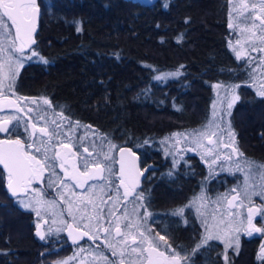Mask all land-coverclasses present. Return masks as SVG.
<instances>
[{
	"label": "trees",
	"instance_id": "16d2710c",
	"mask_svg": "<svg viewBox=\"0 0 264 264\" xmlns=\"http://www.w3.org/2000/svg\"><path fill=\"white\" fill-rule=\"evenodd\" d=\"M226 2L157 0L144 7L130 0H45L31 45L37 60L20 68L14 90L49 100L52 111L62 112L71 124L90 125L87 131L106 136L115 149L130 148L142 166L152 164L144 184L152 182L153 195L171 220L167 208L174 201L184 204L203 186L214 196L236 181V174L226 172L211 177L196 155L176 159L162 144L173 133L208 121L214 84L238 86L230 115L236 147L264 164V97L245 83L247 63L230 47ZM177 71L179 75H166ZM9 136L25 134L16 130ZM9 199L0 169V264H56L69 255L63 236L39 239L32 213ZM175 219L165 227L173 254L189 264H224L218 242L193 251L202 236L193 215ZM261 244L260 234L241 236L227 261L264 264L256 256Z\"/></svg>",
	"mask_w": 264,
	"mask_h": 264
},
{
	"label": "snow or ice",
	"instance_id": "6c2138e0",
	"mask_svg": "<svg viewBox=\"0 0 264 264\" xmlns=\"http://www.w3.org/2000/svg\"><path fill=\"white\" fill-rule=\"evenodd\" d=\"M235 7V5H234ZM243 7L247 9L249 7L248 4H244ZM252 9H259L260 15L255 17V20H259V25L255 23L253 20L252 26L254 28H259L262 33L259 36V39L264 42V0H259L258 4H252ZM40 8L37 4V0H0V110L4 107L14 106L17 112H23L24 107L27 106L28 98L25 97H17L16 100H12L7 95V92L13 88L16 77L19 72V68L23 66V59H30L31 57L24 56L25 50L28 49L31 51V45L35 44L36 41L33 37V33L36 31L35 21L39 15ZM231 15V14H230ZM249 16L244 17V21L246 22ZM3 17H7L9 21H11V27L15 29L14 35L12 34L10 27L5 21ZM229 27H233L230 23ZM80 29L77 28V31ZM253 35H257L255 32ZM240 43L239 40L236 42ZM230 47L232 45L230 44ZM264 51V48L257 49L253 47V51ZM233 51L236 52L237 59H241L242 55H246V53H242L241 51H237L233 47ZM37 55L36 52L32 51V56ZM46 62V61H45ZM183 67V66H181ZM179 71L176 73H170L166 75L176 76L179 75ZM163 76H157L156 79H163ZM220 85H213V88H218ZM238 87V86H233ZM13 95L15 93L13 92ZM258 95L264 96V90L259 91ZM238 99V97H235ZM43 104L48 105L49 108H52L51 102L47 99L42 98ZM32 104H36V108L28 107L27 112L30 114H34L40 120L45 121V126L37 127V123L33 121V117L29 116V122L25 123V131H28V127L31 126L33 129L32 136L34 137L33 143L25 145L20 139H8V140H0V165L3 166V169L6 173V181L7 188L11 192L13 196H16L20 192H27L31 187V183L34 177L43 176L44 170L46 168L53 167V163L49 156L47 155L50 146V142L53 138L59 139L61 136L67 137V143L63 141L62 146L65 148H69V144L72 143L73 137L76 136L77 129L80 127L91 128L90 125H81L80 122H75V124H71L70 118L63 115V113H59L61 117V121L57 122L56 119L51 120V124L54 127H49L47 122L48 113L46 110L40 108V101L31 100ZM231 103L229 104V108L231 107ZM216 105L213 103V117L216 116L215 111ZM19 116H12L6 120H0V132H9L12 128L15 127L13 125V121L17 123L20 122ZM64 121H69V127L67 130L64 129ZM12 125V128H10ZM219 125L216 123L215 119L209 120L207 124L203 125L200 129H194L190 132L185 133H173L174 137H183L185 141H190L191 144L195 145L196 148H205L203 141L205 139L208 140L209 145H214L217 143V140L214 137L217 136V132L214 131V128H218ZM222 131V129H221ZM37 132L41 133L40 137H37ZM47 136L48 140L45 141L42 137ZM87 136H81L80 142L83 145V142ZM229 136L233 138V145L235 144L234 134L229 132ZM93 139L91 150L88 147H84V152L87 153V157L83 156L79 152V148L76 149L75 152H71V148H69V152L74 155L78 162L82 161L84 166V171L79 172L78 175L84 177L83 181L77 178L76 175L69 176V179H72L75 183L76 187H84V185L89 184V181H108V186H111L112 181L110 177L113 175V156L112 149L116 146L111 144L110 141L107 140L106 136H99L93 130ZM96 139L100 141L99 145L96 143ZM37 141H39L40 146L37 145ZM180 141L177 140V143ZM75 147V145H72ZM35 147V152L40 153L42 150L44 152L43 159L38 158L36 155H33L26 151V148ZM105 147L107 151H105ZM225 147H229V145H225ZM190 151L194 150L193 148L189 149ZM123 154L127 149H120ZM207 154H212L214 152V148L208 147L206 149ZM131 155V153L129 152ZM232 154H235L237 159L233 161L235 165V171L241 172L244 174L243 186L239 188H233L232 192L236 193V195L231 196L229 199L226 195L219 197L216 201L217 204H221L224 200L227 201V209L234 208H243L248 207L247 214V233L251 235L253 232L264 233V226L256 227L253 223L255 217H264V205L259 207H251L248 205L252 204V197L259 196L262 200H264V164L258 163L256 161L250 160L244 157V154L239 151L238 147H232ZM61 153L59 151L56 152V157L59 158ZM102 157V159H101ZM91 158V159H89ZM203 158V157H202ZM220 157L217 156V159ZM229 160H232V155L229 154L227 157ZM216 161L213 160L212 163ZM120 163V171H119V184L116 185L117 189V198L113 203H130L129 197H134L135 200H142V196L135 195L137 185L139 183V178L143 175L139 169L133 170L132 167H126L124 157L121 155ZM175 163V161H174ZM61 168H64V164L62 163ZM66 176L68 175L67 171L65 172ZM63 184V181L61 182ZM64 187H67V184H63ZM98 187L97 184H90L87 191L91 192L93 189ZM100 191H104V185H100ZM119 188H123V197L121 198L119 195ZM75 195V193H73ZM196 200L207 201V198L204 196L196 197L192 202L195 204ZM245 200L248 204H245ZM108 201H112V197L109 194L107 200H101V204L107 205ZM39 204L47 203L49 207H55V202H47L42 200H37ZM74 202L69 201L68 212L69 215L73 217V220L76 221V227H73L72 224H68L67 228L69 230V236L71 237L73 232L79 231V225L83 223L85 217L82 216L79 220L73 215L72 212V204ZM92 205V214L87 215V223H83L85 229L88 231L81 232V236H88L89 239H99L97 234L98 231H103L106 237L111 236L112 231V220L108 219V216L111 215L116 217L115 224V233L116 236H124L125 238L122 241H119L123 245L119 255L121 257V264H124V256L126 251L130 248L131 253H137L136 259L142 262H146V264H181V261L185 259L179 253H174L172 255H168L166 251L160 250V245L156 243L155 239L151 237L150 230H148V234L145 231H140V237L142 239L139 240L137 244V238L132 236V245H129L127 242L128 233L122 231V227L120 224L121 216L124 220L129 221L124 224L123 227L127 229L137 228L139 229L140 225L132 222L131 218L133 216H137L138 208L143 207L142 204L134 205L131 212L124 209L122 213H120V209H111L106 207H99L94 203L93 199H89L88 201L81 200V205L87 208V205ZM28 207V205H24ZM191 206V205H189ZM80 208H77L79 211ZM184 212V208H178L174 210L173 215H182ZM198 215L203 216L202 226L205 231L201 236V241L196 245V248L193 249L195 252L203 245L207 244L208 241L213 239H226L228 242L225 243V249L232 246L231 240L235 239V242L238 247V236L232 237V232H239V228L232 227V220H229V217L239 216L240 213H234L233 211H226V215L222 214L219 219H217L216 215L213 214L211 217V222L208 216L204 215V213L200 212L199 208L197 209ZM120 213V215H118ZM40 211L37 210V216H40ZM145 214L147 213L145 209ZM103 221V223H101ZM244 217L241 216L240 223L243 224ZM61 223H65L61 220ZM37 227V235L40 236L41 239H44V234L39 230L40 224L36 225ZM59 231V229H58ZM221 231L224 232V237H221ZM160 240L164 241L166 248H170L167 244V240L165 236L161 235ZM107 247L111 248L112 255L116 256L117 252L115 250V245L105 241ZM147 245L144 247L143 245ZM147 253V255H145ZM258 257L264 259V244L261 245L260 251L258 253ZM100 259L105 261V264H114V262L109 261L106 256L100 254ZM227 255L225 254V262L227 264ZM58 264H67L66 261L58 262Z\"/></svg>",
	"mask_w": 264,
	"mask_h": 264
},
{
	"label": "rangeland",
	"instance_id": "374dc122",
	"mask_svg": "<svg viewBox=\"0 0 264 264\" xmlns=\"http://www.w3.org/2000/svg\"><path fill=\"white\" fill-rule=\"evenodd\" d=\"M226 1H227L226 5H227V16H228V23L227 24H228L229 32L233 38L230 41V44L232 45L231 49L233 50V47H234L237 51H241L242 53H246V55H242V57H241V59H244V61L247 63L246 66H247V72H248L247 74L248 75H247V79H246L245 83L247 85L251 86L252 89L255 91V93L258 95L259 91L264 90V51H259V50L253 51V47H255L257 49L264 48V42H262L259 39V36L262 34L260 32V29L254 28L252 26L253 20H255V17L260 15L259 9L257 8L255 10H253L251 5L252 4H258L259 0H226ZM244 4H248L249 7L247 9H245L243 7ZM234 5H235V7H234ZM249 14H251L250 18L245 22L244 17L249 16ZM3 20L5 21V23H7L9 25V21L7 20L6 17H3ZM230 23L233 25V27H231V28L229 27ZM255 23L257 25H259L260 22H259V20H255ZM9 27H10V25H9ZM254 32L257 35L254 36L253 35ZM12 34L14 35V32H12ZM237 40L240 41L239 44L236 43ZM32 51H34V50L25 51L24 56L31 57V58L30 59H23V65L27 61L37 60V55L32 56ZM235 56H236V52H235ZM20 68H19V70H20ZM214 85H220V87L215 88L214 99L211 103V113H210V117H209L208 121L215 119L216 123L219 125L218 128L213 129L214 131L217 132V136L214 137V139L217 140V143L214 145H209L208 140L205 139L203 141L205 148H196L195 145L191 144L190 141H185L183 139V137H174L173 135H171V136L163 139L162 144H163L165 149L166 148L169 149L174 154L176 159L180 158L185 153L196 155L199 158V160L204 164V166L207 170V174L211 177H213L214 174L218 173V172H226L227 174L231 175V177H234L236 174L237 177L235 179L236 180L235 183L232 186L228 187V189L225 190V192H223L222 194H219V195L217 194L215 196L210 197L209 195H205L204 192L202 191L190 200V202L188 203V206L191 205L190 207L194 208V211L196 212L199 220L201 221V224H202L203 216L198 215V212H197L198 208H199L200 212H202V213H204V215L208 216L210 222H211V217L213 214H215L217 219H219L222 214L226 215V211H228V210L233 211L234 213H240L239 216H236L234 218H232V217L228 218L229 220L233 221V223H232L233 228H239L240 229L239 232H232V237L238 236V243H239V239L241 236L251 237V236L255 235L254 232L251 235H248V233L246 231V229H247L246 217L248 214V207L246 206L243 208L227 209V201L226 200H224L221 204L216 203V201L219 197L226 195L230 199L231 196L236 195V193L232 192V189L242 187L243 181H244V174L241 172H236L235 171V165L233 163V161H235L237 159L235 154H232V147L233 146L236 147V137L234 136L235 144L233 145V138L231 136H229V132L233 133V131L231 129V125H230L231 110H232L233 105L237 101V99H235V97H237V93H236L237 87H233V86H237V85L228 84V83L214 84ZM13 92L15 93V95H13ZM7 95L12 100H16L17 97L28 98L29 102L27 103V106L24 107L23 112H17L14 106L4 107L2 110H0V120L9 119L12 116H19L21 118L19 123H17L16 121H13V125H15V127L12 128V125H10V128H12V130L9 132H6V133L11 134L12 132H15L16 130L24 132L25 137L27 138L25 145L33 143V140H34V137L31 134L33 131L31 126L28 127L27 132L25 131V123L29 122V116L33 117V121L37 123L38 128L45 126L44 120H40L34 114H30L27 112L28 107H32V108L37 107L36 104H32L30 102L31 100L35 99V100L40 101V108L47 111V113H48L47 122H48V126L50 128L54 127V125L51 124L52 119H56L57 122L61 121V117H60L58 112H53L52 108H49L48 105L43 104L42 97H32V96L19 95L18 93L15 92L14 85H13V88L7 92ZM258 96H261V95H258ZM261 97H264V96H261ZM214 102L216 105V108H215L216 116H215V118L213 117V111H214L213 103ZM230 103L232 106L229 108ZM208 121L205 124H207ZM68 127H69V125L65 124V122H64V129L67 130ZM200 128H202V127H200ZM200 128H198V129H200ZM221 129H222V131H221ZM190 131H192V130H190ZM190 131H184L181 133L190 132ZM85 133H87V136H86V138L83 142V145H82L79 138L81 136H85ZM41 135H42L41 133L37 132V137H40ZM42 138L45 141L48 140L47 136H43ZM16 139H19V138H16ZM93 139H95V138L93 137L92 132L87 131V129L84 127H80L77 129L76 136L73 137L72 143L69 144V146L76 144L77 148H79V152L83 156L87 157V153L84 152V147L86 146L89 148V150H91V145H92ZM177 140H179L180 142L177 143ZM62 141L64 143H67L68 142L67 137L61 136L59 139L53 138L52 141L50 142V146H49L50 150L48 151L47 155L51 159L54 166L50 167V168H46L44 170V172L48 173V177H49L48 180L50 181V183L55 182V185L57 187L55 186L54 188H49V189L41 188V186L39 185L40 184L39 182L41 181L42 176H36L33 178L32 185L29 188V190L26 192V194L24 196L20 197L16 201L22 210H25V211L32 213L34 226L38 222L45 223V226H44V233H45L44 237L45 238H47V237L49 238V237H53V236H61L62 232L64 231V223H61V220L64 221V195H66L67 200H71V202H74L72 204V211H73V215H75L77 220H79L82 216L85 217L83 223H87V215L92 214V205L88 204L87 208H85L81 205V200L88 201L89 199H93L94 203H96V204L100 203L99 204L100 207L111 208L113 210L120 209V213H122L125 208H127V210L129 212H131L133 208L130 209L129 206L139 205V202H137L134 205H130V204L124 205V203H113V201L116 200L117 195H118L116 185L119 184V175L117 174L116 169H115V165H114L115 164V155L117 152V149H115V148L112 149V153H111L113 156V162H112L113 175L110 177V179L112 181L111 186H108V181L104 180V181H100V182H95V184H97L98 187L96 189H93L91 192L87 191L90 184H87V186L82 191L81 190L76 191L75 184H70L69 180L63 181L61 179V176L64 177L66 175L65 172L67 171V169L65 167L63 169L61 168V166H60L61 162L56 157V152L62 146V143H61ZM96 143L99 145L100 141L98 139H96ZM225 145H229V147H225ZM36 146H40L39 141H37ZM208 147L214 148V152L212 154H207L206 149ZM190 148H193L194 150L190 151L189 150ZM104 150L107 151V148L105 147ZM26 151H28L29 153H31L33 155H36L40 159H43V157H44L43 150L40 153H36L35 147L26 148ZM75 151L76 150H74V152ZM229 154L232 155V160H229L227 158ZM217 156H219L220 158L217 159ZM89 159H91V158H89ZM101 159H102V157H101ZM213 160H215L216 162L212 163ZM76 165H77V169L80 172L84 171L83 162L82 161L78 162L77 158H76ZM60 170H61V172H64L63 175L59 172ZM75 170H76V167L73 169V171H75ZM44 175H45V173H44ZM64 178H66V177H64ZM62 181H63V184H67L68 186L64 187L63 184L61 183ZM34 184H38V186L34 185ZM91 184H93V183H91ZM100 185L105 186L103 192L100 191V187H99ZM48 190L51 191L50 192L51 194L49 193ZM120 190L121 189L119 188V195H120V197H122L121 196L122 193L120 192ZM109 192H111L110 195L112 197V201H108L107 205L101 204V200H107L108 199L106 197H108ZM73 193H75V195ZM200 196L206 197L207 201L205 202V201L196 200L195 204H193L192 202L194 201V199L196 197H200ZM37 200H42V201H47V202H53L54 201L55 207H49V205L47 203L39 204V203H37ZM76 201L80 202V204L78 205V207L80 208L79 211H76L77 208H75ZM245 204L246 205L248 204V202L246 200H245ZM254 204L255 205L259 204V206L264 205V200H262L259 196H253L252 197V204L248 205V206H252ZM24 205H28V207H25ZM73 208H74V210H73ZM139 209H140V207L138 208L137 218H135V216H133L131 218L133 223L140 225L139 229H137L135 227L132 229L124 228L123 225L128 223L129 221L124 220L122 216L120 219L122 231L125 233H128V236H127V242L128 243L130 242V240H132V236L134 235L137 238V244H138L139 240L142 239V237H140V231H143V229H145V228L147 229V226L145 227L142 225V222L140 221L141 218H138ZM37 210L40 211V213H41L40 216H37ZM76 212H78L77 216H76ZM120 213H118V215H120ZM241 216L244 217L243 224L240 223ZM141 217L143 218V216H141ZM258 218L260 220V225L257 227L264 226V217H258ZM110 220L113 221L112 229H115L116 217H112ZM83 223H81V224L83 225ZM101 223H103V221H101ZM58 229H59V231H58ZM203 229H204V227H203ZM204 231H205V229H204ZM204 231H203V233H204ZM114 235H116V234H114ZM220 235H221V237H224V232L221 231ZM260 236L262 239V244H264V233H261ZM124 238H125L124 236H121V237L116 236V239L113 242V244L115 245V250L117 252L116 256L112 255L113 250L109 247H108V249L111 251L110 254L102 253L103 256H106L108 258V260L114 262V264H121V257L119 255V253H120L121 249L123 248V245L121 243H119V241H122ZM209 242H218L222 245V247H223L222 257H224V258H225V254L228 253V251H232V254H234L238 249L237 244L235 242V239L231 240L232 246L227 248V249H225V243L228 242L226 239H223V238L222 239H213V240L208 241V243ZM261 245L258 249V253L260 251ZM143 246L146 247V244ZM59 247L61 248V246H59ZM167 253H168V255H172L171 252H167ZM100 254L101 253H97L94 251H83L81 249H76L68 258H63L62 260H60L58 262L66 261L67 264H105V261L100 259ZM136 256H137V253H131V250L129 248L126 251L125 256L123 258L124 264H146V262H142L140 260H137ZM58 262L56 264H58Z\"/></svg>",
	"mask_w": 264,
	"mask_h": 264
},
{
	"label": "flooded vegetation",
	"instance_id": "af4514ba",
	"mask_svg": "<svg viewBox=\"0 0 264 264\" xmlns=\"http://www.w3.org/2000/svg\"><path fill=\"white\" fill-rule=\"evenodd\" d=\"M43 1H45V0H37V4H38V6H39V8H40V11H39V22H38V28H37V30L34 32V35H33V37H34V39L36 40V35L38 34V32H39V30H40V27H41V19H42V8H43ZM7 18V17H6ZM8 20V19H7ZM9 21V20H8ZM9 25H10V29H11V32H14L15 33V29L14 28H12L11 27V21H9ZM25 51H28V50H25ZM10 134L9 133H6V132H0V139H13V140H15L16 138H19L23 143H26V141H27V138L24 136V138H22V137H19V136H9ZM30 138V137H29ZM31 139V138H30ZM62 147V146H61ZM61 147L58 149V151L61 149ZM71 148H72V152H74V150H76L74 147H72V146H70ZM70 156L73 158V161H72V165L70 164H67V163H64V162H62L59 158V160H60V162H61V164L63 163L64 164V167L67 169V173H68V175L66 176H64V177H66V178H64V177H62L61 176V179L64 181V180H69V183L70 184H75L74 183V181L72 180V179H69V176H71V175H76L77 176V178L78 179H80L81 181H83V179H84V177H82V176H79L78 175V173L80 172L78 169H77V165H76V157L74 156V155H72V154H70ZM116 159H117V157H116V155H115V169H116V172H117V174H118V170H117V166H116ZM76 167V170L75 171H73V169ZM152 168H154V166L152 165V164H148V165H146V166H143L142 168H141V171L142 172H144L145 173V176H144V178L139 182V185L137 186V189H136V193L134 194V196L135 195H140V196H142V200H135L134 199V197H129L128 199H129V201H132V202H130V203H127V204H130V205H134V204H136L137 202H139V205L140 204H142L143 205V207H140V209H139V216H138V218H141V222H142V225L143 226H147V229L145 228V229H143V231H145L146 232V234H148V230H150V235H151V237H153L154 239H155V241H156V243L157 244H159L160 245V250L161 251H166V253L167 252H173V249L171 248V246H170V248H166V246L164 245V241H161L160 240V236L161 235H163V236H166L165 235V227H166V225L167 226H170V224H171V222L173 221L174 222V220L176 221V219L175 218H177L178 220H180V221H183V220H186V218H187V216L188 215H193L194 217H195V219L200 223V226H201V228H202V234H203V231H204V229H203V226H202V224H201V221L199 220V218H198V216H197V214H196V212L194 211V208H192V207H190V206H188V203L190 202V200L194 197H192V198H190L188 201H186L184 204H180L179 203V201L178 202H176V201H174V203L172 204V205H170L168 208H167V215L169 216V217H171V218H173V219H171V220H168V219H166V217H165V207L163 206V203H161V204H158V198H156L155 197V195H153V191L151 190V185H152V182H145V184H144V179L147 177V175H148V172H149V170H151ZM0 169H1V171L3 172V174H4V188H5V185H6V183H7V181H6V174L4 173V171H3V169L0 167ZM62 175L64 174V172H61V170L59 171ZM44 173H45V175H44ZM43 173V175L44 176H42L41 177V181L39 182L40 184V186H41V188H46V189H49V188H54L56 185H55V182H52V183H50V181L48 180L49 179V177H48V173H46V172H44ZM70 173V174H69ZM119 175V174H118ZM95 182H100V180H97V181H89V184H91V183H95ZM143 184H144V186H143ZM31 185H32V183H31ZM34 185H37L38 186V184H34ZM141 185H142V191H141ZM87 186V184L86 185H84V187H76L75 189H76V191H82L85 187ZM57 187V186H56ZM121 190H120V192L122 193V197H123V192H124V189L123 188H120ZM206 189H207V187L206 186H203V188H201V190L197 193V194H195V196L196 195H198L200 192H204V194L205 195H208V193H207V191H206ZM227 189H228V187H227ZM226 189V190H227ZM5 190H6V188H5ZM49 191V190H48ZM140 191H141V193H140ZM6 192H7V190H6ZM51 191H49V193H50ZM223 192H225V190L224 191H220V192H218L217 194L219 195V194H222ZM26 194V192H24L22 195H19V196H11V195H9L8 194V192H7V195H8V197L10 198L9 199V203L12 205V206H17L18 208H20L19 207V205H18V203L16 202L20 197H22V196H24ZM51 194V193H50ZM109 194H111V192H109ZM216 194V195H217ZM107 196V195H106ZM215 196V195H214ZM121 197V198H122ZM210 197H212V196H210ZM106 198H108V197H106ZM105 198V199H106ZM69 201H71V200H67L66 199V195H64V231L62 232V234H61V236H63V238H64V251H69V255H67L66 257H64V258H68L76 249H81V250H83V251H94V252H97V253H105V254H110V250L108 249V247H107V244L105 243V241L107 240L108 242H110V243H112L113 244V242L115 241V239H116V235H114V234H116L115 233V229H112V231H111V236L110 237H106L105 236V233L103 232V231H98L97 232V234H98V236H99V239H89V237L88 236H85L83 239H81V240H76V241H70V236H69V234H68V232H69V230H68V228H67V225L68 224H72L73 225V227H76L77 225H76V221H74L73 220V217L72 216H70L69 215V212H68V208H69ZM80 204V202L78 201H76V205H75V208H78V205ZM96 204V203H95ZM99 204L100 203H97L96 205H98L99 206ZM127 204H124V205H127ZM129 206V205H128ZM253 206H256V207H258L259 206V204H257V205H252L251 207H253ZM100 207V206H99ZM129 208L130 209H132L133 208V206H129ZM178 208H184V212H183V214L182 215H173V212H174V210H176V209H178ZM21 209V208H20ZM145 209L147 210V213H149L150 215H146L145 214ZM73 210H74V208H73ZM76 211H77V209H76ZM73 212V211H72ZM77 213L78 212H76V216H77ZM141 216H143V218L141 217ZM113 216H111V215H109L108 216V219L110 220L111 218H112ZM135 218H137V216H135ZM167 221V222H166ZM253 223L256 225V227L257 226H259L260 225V220H259V218L258 217H255L254 218V220H253ZM37 224H40L41 225V229H40V231L44 234V236H45V233H44V226H45V223H43V222H38ZM36 224V225H37ZM36 225L34 226V232L35 233H37V227H36ZM84 231H88L87 229H85L84 228V226L82 225V224H80L79 225V232H84ZM255 233V232H254ZM256 234V233H255ZM259 234H261V233H258V234H256V235H259ZM39 239H41L40 238V236H38V235H36ZM121 237V236H120ZM45 239V238H44ZM165 239H166V237H165ZM167 240V239H166ZM209 243H211V242H209ZM209 243H207V244H209ZM129 245H131L132 244V240H130V242L128 243ZM167 244H168V242H167ZM147 246V245H146ZM206 246V244L205 245H203V247H205ZM168 254V253H167ZM173 254V253H172ZM222 254H223V247H222V250H221V253H220V256H221V258L223 259V260H225V258L224 257H222ZM145 255H147V253L145 254ZM226 255H227V253H226ZM256 256H257V258H258V251H257V253H256ZM227 258H229V257H227ZM260 259V258H259ZM229 261V260H228ZM227 261V264H229V262ZM210 264L209 263V261L207 262V260L206 261H197V262H191V264ZM181 264H189V261H186V259H183L182 261H181ZM212 264H214V263H212ZM224 264H226V262L224 261Z\"/></svg>",
	"mask_w": 264,
	"mask_h": 264
},
{
	"label": "water",
	"instance_id": "95a60500",
	"mask_svg": "<svg viewBox=\"0 0 264 264\" xmlns=\"http://www.w3.org/2000/svg\"><path fill=\"white\" fill-rule=\"evenodd\" d=\"M130 1L135 2V3H138V4H140V5L144 6V7H150V6L154 5L157 2V0H130ZM38 20H39V15H38V17H37V19L35 21L36 30L38 28V22H39ZM33 35H34V33H33ZM26 50H28V49H26ZM0 140H8V139H0ZM69 148H71V147L69 146ZM69 148H65L63 146L61 147V149L59 150V152L61 153V156L59 157V159L62 162H64V163H67L69 165L70 164L72 165L73 158L70 156V154L72 152V148H71V152H69ZM121 148L127 149L128 151H125L122 154L121 151H120ZM129 152L131 153V155L129 154ZM121 155H123V157H124V161H125L126 167H129L130 166V167L133 168V170L139 169L140 172H142L141 169H140V165H139V157H138V155L135 152H133L130 148H128L126 146H123V147H120L117 150V152H116V157H117V159H116V166H117L118 174H119V171H120V163H119V161L121 159ZM0 167L3 169V166L2 165H0ZM3 171H4V169H3ZM4 173H5V171H4ZM142 173H143V175L140 176L139 182L145 176V173L144 172H142ZM138 185H139V183H138ZM5 188H6L7 192H8V194L11 195V196H13L11 194V192L7 188V183L5 185ZM23 193L24 192H20L16 196L22 195ZM253 207H256V206H253ZM40 229H41V225H40ZM80 233L81 232H79V231L78 232H73L72 236L70 237V241L81 240V239H83L86 236V235L85 236H81ZM255 233L258 234L257 232H255ZM68 234H69V232H68Z\"/></svg>",
	"mask_w": 264,
	"mask_h": 264
},
{
	"label": "bare ground",
	"instance_id": "6f19581e",
	"mask_svg": "<svg viewBox=\"0 0 264 264\" xmlns=\"http://www.w3.org/2000/svg\"><path fill=\"white\" fill-rule=\"evenodd\" d=\"M139 165H140V169H141L143 166L141 165L140 160H139Z\"/></svg>",
	"mask_w": 264,
	"mask_h": 264
}]
</instances>
